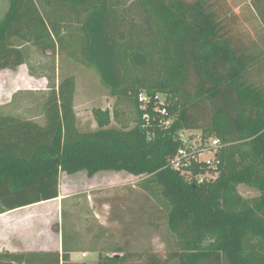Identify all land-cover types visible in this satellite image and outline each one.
I'll use <instances>...</instances> for the list:
<instances>
[{
    "label": "trees",
    "instance_id": "1",
    "mask_svg": "<svg viewBox=\"0 0 264 264\" xmlns=\"http://www.w3.org/2000/svg\"><path fill=\"white\" fill-rule=\"evenodd\" d=\"M240 1H247L243 18L232 7ZM263 38L262 0H10L0 21V70L28 64L26 45L33 43L43 54L94 69L109 94L134 104L138 116L133 127H116L109 110L96 108L98 128L80 130L74 75L50 83L43 125L0 113V215L58 198L61 172L127 171L147 175L145 186L168 205L177 246L170 258L264 264L257 215L264 211V47L256 48ZM143 91L166 96L168 127L153 102L140 109ZM184 129L220 139L216 180L190 181L171 166ZM244 142L255 157L235 170L228 151ZM236 183L259 193L255 206L232 208ZM62 241V252H0V264H88L72 260L68 234ZM126 261L101 254L96 264Z\"/></svg>",
    "mask_w": 264,
    "mask_h": 264
},
{
    "label": "rangeland",
    "instance_id": "2",
    "mask_svg": "<svg viewBox=\"0 0 264 264\" xmlns=\"http://www.w3.org/2000/svg\"><path fill=\"white\" fill-rule=\"evenodd\" d=\"M9 1L0 0V21ZM246 2L240 1L238 8L232 4L242 18L248 13ZM263 47L264 38L256 43L257 49ZM26 48L28 64L15 70H0V113L43 125L50 83L59 84L63 77L74 75V109L80 130L98 128L93 112L96 108L109 110L112 126L136 125V106L112 97L94 69L63 54H43L33 43H27ZM251 147V142H244L229 149L232 168L237 170L253 161ZM146 177L112 170L100 171L93 177L84 170L75 174L61 172L58 199L15 209L0 217V252H62L66 233L68 245L75 247L73 261L96 264L103 254L127 256L126 264H149L152 258H158L162 264H179L177 259L170 258L177 246L168 227V205L157 189L151 193L145 186ZM232 190L235 200L230 205L235 209L253 207L260 199L256 190L244 184L236 183ZM257 215L264 221V211Z\"/></svg>",
    "mask_w": 264,
    "mask_h": 264
},
{
    "label": "built area",
    "instance_id": "3",
    "mask_svg": "<svg viewBox=\"0 0 264 264\" xmlns=\"http://www.w3.org/2000/svg\"><path fill=\"white\" fill-rule=\"evenodd\" d=\"M138 99L140 109L146 110L153 102L154 110L163 115L161 124L165 127L171 124L173 117L164 118L169 112L164 94L158 93L152 97L143 91ZM143 117L148 119L149 114L145 112ZM178 138L180 146L170 160L171 166L190 181L204 183L216 180L221 174L220 139L205 135L200 129L181 130L178 133ZM207 154L209 155L207 156ZM83 256L86 257L87 254L84 253Z\"/></svg>",
    "mask_w": 264,
    "mask_h": 264
},
{
    "label": "crops",
    "instance_id": "4",
    "mask_svg": "<svg viewBox=\"0 0 264 264\" xmlns=\"http://www.w3.org/2000/svg\"><path fill=\"white\" fill-rule=\"evenodd\" d=\"M58 199V198H57ZM52 200H54V199H52ZM55 200H56V198H55ZM43 202H46V201H43ZM43 202H40V203H43ZM40 203H37V204H40ZM37 204H33V205H37ZM33 205H29V206H26V207H30V206H33ZM26 207H23V208H26ZM14 211V210H13ZM13 211H9V213H11V212H13ZM6 214H8V213H4V214H2V215H0V217H3L4 215H6ZM59 233L60 232H57V238H59L58 236H59Z\"/></svg>",
    "mask_w": 264,
    "mask_h": 264
}]
</instances>
